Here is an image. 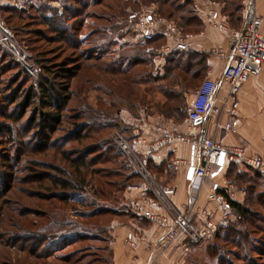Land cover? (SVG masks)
Segmentation results:
<instances>
[{"label": "rangeland", "instance_id": "1", "mask_svg": "<svg viewBox=\"0 0 264 264\" xmlns=\"http://www.w3.org/2000/svg\"><path fill=\"white\" fill-rule=\"evenodd\" d=\"M33 1L21 0V2H17L14 7L16 10L12 16L9 14L1 16L0 14V25L7 29L12 41L26 56L27 62L26 66L23 65L6 47L0 45V264H64V262L55 260L53 256L73 257L70 264L75 261L76 264H110L112 262L110 246L113 242L110 227L115 222L120 224L131 223L132 218L130 214L117 216L120 215L118 211L121 210V204L124 203L122 202L124 194L122 196V193H115V190L109 188L106 183L123 180L128 176H125L128 171L122 160L114 161L110 159L111 161L109 160L108 163L100 157L98 160L100 165L96 167L97 169L91 163L89 167L90 170H98L99 175L91 174L92 177H90L91 171L81 164L84 161L82 158L85 157L84 152L86 149L98 144L102 152L106 153L109 137L112 138L114 145L118 147L117 141L125 134L120 132L119 128L115 129L116 132L102 130L97 137L82 141L74 140L75 135L71 134L75 131L80 134L84 128L87 129L82 131L83 134L89 132L88 129L92 122L90 118H85L86 116L94 118V114L116 112L119 107L121 108L119 118L114 116L113 119L109 120L118 123L117 120L119 119L124 128L128 127L130 130L132 128L131 124L142 116L146 117L147 121L157 116L162 117L164 122L173 120L171 114L167 111L162 112L163 114L150 111V114H148L141 107L131 110L127 105L119 107L116 105V102H121V100L128 104L129 100L141 101L142 97L146 98V96L148 97L147 101L151 97L154 98L155 103L163 101V96L155 89L157 85L166 86L170 91L175 89L183 96L184 102L187 104L185 117L180 121H171L173 124L186 122L188 104L195 90L206 79V74L199 79H193L195 70L190 71V74L176 71L175 74L186 76L185 83L178 78L179 84L176 86V80L173 79L161 83H158V81L150 85L153 90L150 89L152 92L147 93L145 92L146 87L136 83L137 76L135 73L112 74L113 63L119 61L121 63L122 61L119 58L129 57L132 50H139L138 53L147 52L151 59L150 63L147 58L148 61L146 64L144 63V67H137L140 68L137 73H144L146 67H148L156 75L155 79L161 80L159 78L165 74L167 67L170 66L169 59L178 53L172 51L175 48V41L181 37L192 45L191 40L195 36L194 33L198 32L199 28L184 24L187 18L192 17V10H195L196 6L206 8L205 10H218V6H222L225 2L228 5L226 13H230L233 7L239 5V0H173L178 6L189 2L183 10H177L169 6L160 7L158 4L145 3L143 0H71L68 5L70 13L76 14L77 18L69 20L71 23L70 30L74 32L73 41L70 42V45L77 48L67 46L61 40L55 39V35L37 22L39 16L32 10ZM60 1L64 4V0ZM94 2L95 4L92 5ZM86 5L87 7L84 8ZM44 12L49 11L44 9ZM121 12L124 13V21H121L124 28L114 33L118 37L113 40L102 37L99 30L103 26L120 20V17L117 19L116 17ZM147 13L152 15L153 20L157 23V33L162 37L158 40L155 38L154 40H157L155 43L144 48L145 46L140 44L146 41L140 36L139 31L142 28L141 17ZM221 17V21L228 24L223 14H221ZM8 18L11 21L7 23L6 19L8 20ZM130 18L134 19L135 28L130 33H125L126 23L129 25ZM236 18H233L234 21H236ZM107 21L110 23L108 24ZM235 26H238V24H235ZM41 36L43 37L41 38ZM137 43L139 45L131 49ZM5 44L8 46L9 41H6ZM100 47L104 48L103 53L97 49ZM165 49L166 52L164 53L163 50ZM2 51L8 55L3 54ZM82 64L84 66L81 68ZM91 65H95L97 68H88ZM43 66L49 69L51 72L49 75L41 70ZM59 72L63 74L60 77L58 76ZM44 79L48 80V82L46 81L47 84L54 85L56 90L62 94L61 101L58 100L57 102L60 107H55L56 111L54 110V112L61 114L63 121L66 122L54 136L59 138L60 141L64 136H69L67 146L65 148L58 147L59 150L65 152L69 162L63 160L62 154L55 150L48 152L41 150L39 152L44 147L40 135L43 133V129L40 127H36V132L27 134L26 123L31 117L32 110L30 109L26 115L23 114L21 104L24 97L22 92L31 85L38 86L39 82ZM127 79H131V82H128ZM18 88L20 91H18ZM127 91L133 92L132 98L128 97ZM65 98L71 99L67 102ZM138 98L139 100H136ZM176 100L177 102L172 101L170 104L175 106L180 102L178 99ZM40 103V100L34 102L37 107H40ZM9 115L12 116L13 121L6 119ZM78 116L80 117L78 118ZM19 119L21 120L19 121ZM97 124L104 126V122H98ZM122 124L121 128L123 127ZM7 129H13L19 134L16 137L20 145L18 150L21 155L26 152L24 150L30 148L32 143H34L36 150L35 154L22 156V163L12 169H9L6 157L8 155L13 156V149L17 147L15 145L12 149L13 145L8 141L10 136ZM129 136L131 137V132ZM90 153L91 157L89 158L91 160L98 155L96 148ZM248 153L250 152L248 151ZM123 155L134 172L137 171L136 168H142L139 164H143V159L138 154L126 155L123 153ZM89 158L88 160H90ZM44 161L57 166L62 172L58 175L53 174L54 177L77 188L68 191L69 198L67 202L47 200L48 197L45 195L52 193V190L48 191L50 178L47 175L51 170L38 168L31 163L37 162L38 164ZM73 164L81 169L80 173L75 170V166L72 167ZM26 165L29 167H25ZM184 168L186 170V167ZM108 172L111 175H108ZM151 174L153 177L152 182L154 181L156 186L162 188L164 185L158 182L160 180L157 181L158 176L154 175L153 172ZM83 175L87 177L85 182L81 179ZM140 180L143 183L151 181L143 178H140ZM234 183L237 186H243L247 191L249 190L245 196V205L249 206L252 216L238 219L234 213H230L228 223L222 228L234 225L232 229L235 234L231 238L228 237L227 241H223L222 236L225 234L222 231L219 238L214 236L211 237V240H205L197 245L190 246L188 255L182 256L180 254L179 261L183 259L182 264H220V262L222 264H264V187L260 186L259 181L251 171L248 173L246 180ZM39 186H44L43 191L38 189ZM98 191H103L105 195L102 196ZM204 191L206 190H201L199 194L198 208L205 210L209 208L200 206V199ZM40 194L45 195H43V198H39ZM257 195H259L258 200L255 201L253 197ZM106 208H111V213L88 217L92 212H98L100 209ZM202 223V221L195 223V228L200 229ZM151 225L157 229L155 224ZM204 229L208 230L207 228ZM198 232L201 234L203 229ZM35 235H39L42 239V244L39 246H43L35 248V251L41 254L42 259L29 260L27 254H18L17 252L21 247L26 248L28 252L32 246V241L25 238H32ZM81 236H85L88 240L68 246L70 242ZM126 245L131 253L135 252V248H131L127 240ZM149 246H151V243ZM177 246L178 243L169 251L167 264L174 261L176 253H184ZM135 247L137 249V243H135ZM208 247L218 248L219 258L209 260L206 255ZM50 255H52L51 258ZM82 258H84L82 262L77 261L82 260Z\"/></svg>", "mask_w": 264, "mask_h": 264}, {"label": "built area", "instance_id": "2", "mask_svg": "<svg viewBox=\"0 0 264 264\" xmlns=\"http://www.w3.org/2000/svg\"><path fill=\"white\" fill-rule=\"evenodd\" d=\"M195 8L197 9L198 6ZM207 14L214 27L229 36L233 47V58L224 70L221 81L206 78L193 93L186 110L187 131L179 133L176 124L173 122L164 124L163 118L157 116L154 118V132L157 138L149 140L146 137V132L150 129L151 123L149 124L150 121L142 116L131 124V139L128 140L123 136L117 141L120 150L126 155H134L135 147L155 153L173 144L188 146V160L178 159L175 161L176 166L186 167L185 176L190 184L189 201L183 209L169 210L165 201V198L169 199L176 195L175 187H158L150 183L153 177L148 166L143 163L139 164L142 168L135 167L141 178L151 180L147 182V191L151 195L143 196L140 204L135 206L134 211L142 215L151 224H155L159 233L157 241L147 247L149 257L146 264H165V260L169 259V251L177 243V247L184 251L182 256H185L188 254L190 246L211 240L216 236L217 231L228 223L231 208L226 199V187L221 183V180H223L231 164H238L264 175V160L262 158L249 154L240 145L228 147L219 144L197 123L208 120L213 114L223 82L229 86L227 103L235 104L241 89L250 80L259 77L262 73L264 35L262 33V20L257 12V0H240L241 25L236 30L230 29L225 21H221L222 17L219 10L207 9ZM141 19L140 36L145 41H153L159 34L156 28L157 23L148 13L142 15ZM126 26V31L130 33L135 28L134 19L130 18L129 25L127 23ZM0 33L2 34L0 45L6 47L17 60L26 66V56L12 41L7 29L1 25ZM6 41H9L8 46L5 44ZM174 47L173 52H184L189 50L191 45L187 40L180 37L175 41ZM163 52L165 53L166 49ZM217 127L220 128L219 123H217ZM224 129L232 131L233 127L226 124ZM205 187L210 191L211 201L221 208L222 212L198 208L199 194ZM161 208L165 210V213L156 211ZM201 221L203 222L202 227L196 229L195 223ZM202 229L203 232L200 234L198 231ZM135 241V235L129 233L127 242L133 249L135 248ZM182 261L173 264H182Z\"/></svg>", "mask_w": 264, "mask_h": 264}, {"label": "trees", "instance_id": "3", "mask_svg": "<svg viewBox=\"0 0 264 264\" xmlns=\"http://www.w3.org/2000/svg\"><path fill=\"white\" fill-rule=\"evenodd\" d=\"M40 1L42 3L39 7L32 5L33 12L35 11V14L39 16V18H37L38 19L37 22L40 23L42 26H44L48 31H50L51 34L55 35V37H54L55 39L61 40L67 46L70 45L71 44L70 42L73 41L72 38L74 36V32H71V30H70L69 26L71 25V23L69 22V20L77 18L76 14L70 13L71 11H70V8L68 5L71 3V0H64V4L60 0H53L54 2H57L59 4V8H56V9L53 7H50L47 4L48 0H40ZM72 1H75V0H72ZM143 1L145 3H149V4H156V5L158 4L160 7L169 6L172 8H176L177 10H183L184 7H186L185 5L189 4V2H186L185 5L180 4L178 6L176 4V2L173 0H143ZM94 4H95V2L92 3V5H94ZM86 7H87V5L84 6V8H86ZM44 9H46L49 12H44ZM15 10H16L15 8H2V9H0V14H1V16H3V14H9L12 16L14 14ZM238 11H239V6H235V7H233L232 11L230 12V14H231L230 17L231 18L237 17L236 18L237 21H239ZM69 13H70V15H69ZM48 14L50 15L49 17H47ZM117 18H119L120 20H116L113 23H110L107 21V23L108 24L110 23V24L103 26V28H101V30H99V34L102 37H106V38L108 37L111 40L116 39L118 37V36H115L114 33L117 30H119V29L121 30L124 28V26H123L124 24H123V22H121V21H124L123 20L124 19V13L123 12L119 13L118 16L116 17V19ZM181 20H183V19H181ZM6 21L8 23L11 21V19L8 18V20L6 19ZM57 21L59 22L58 24L56 23ZM239 28H237V29H239ZM125 33H128V32L125 30ZM42 37L43 36H41V38ZM87 38H88V36H87ZM87 38H86V41H87ZM157 40H154L151 42L150 41L141 42L140 45H144L145 46L144 48H147L149 46V44H153ZM138 45L139 44L137 43L136 46L132 47L131 49H134ZM99 46H101V45H99ZM71 47L77 48L76 46H71ZM97 49L102 51L104 48L100 47ZM138 51L139 50H132L129 54V57H124V58L120 57L119 59L122 62L120 63V61H119L118 63L117 62L113 63V66H112L113 69H111L112 70L111 72H113L112 74H119V75H125L127 73H135V75L137 76V78H136L137 82L136 83L142 84L144 87H146L145 92H147V93H151L152 92L151 90H153V87L150 85H153L158 81H159L158 83H161L162 81H168L170 79H173V80H176L175 86L177 84H179L178 83L179 80L181 82L185 83L186 82V76L182 75V74H175L176 71H181L182 73L190 74V71L195 70L196 72L193 76V79H199L200 77H202V75L206 74L207 65H206L205 56H203L201 54L191 53V52H178L175 54V56L173 58L169 59V65L170 66L167 67L165 74L161 78H159L161 80H157V79H155L156 75L148 67H146V71L144 73H137L138 69H140L137 67H139V66L144 67V63L146 64L148 59H149V63H150V60H151L147 52L146 53L145 52L144 53L143 52L138 53ZM2 52H4V51H2ZM101 53H103V51ZM3 54L8 55L6 52H4ZM85 58H86V56H85ZM83 66H84V64L81 65V68ZM95 67L97 68V66H95V65L88 66V68H90V69H94ZM41 70L47 72L48 75H49V73H51L49 71V69L47 67L45 68L44 66L42 67ZM61 71H63V70H61ZM61 75H63V74H61V72H59L58 76L60 77ZM127 80H128V82H131V79H127ZM46 81L48 82V80H46V79L41 80L39 82L38 86L31 85L29 88H27L25 91L22 92V95L24 97L23 102L21 104L22 105V107H21L22 111H24L23 114L26 115L30 109L32 110L31 117H30L29 121L26 123L27 134L36 132V127H40L41 129H43V133H41L40 135H41V139L44 143L43 144L44 147L42 146L43 148H41L39 150V152H41V150H44L47 152L50 150H55V151L60 152L62 154L63 160L69 162L68 157L65 156L66 155L65 152L62 150H59V148H58L60 146H62L63 148H65L67 146V140H68L69 136L68 137L64 136V138H62V141H60L59 138H55V136H54L63 127L62 125H65V122H66V121H63V116L61 114H58V112H54L55 107H60L59 106L60 104L57 102H58V100L61 101L62 94L56 90L54 85L47 84ZM132 82H134V81L132 80ZM155 89L157 90V92H159L163 96V98H164L163 101H159V102L155 103L156 101L152 97H151V99H149V101H147L148 97L146 96V98L142 97L141 101H130L129 100L128 104L124 103L121 99H119V100H121V102H116V105L118 107L122 106V105H127V107L128 108L130 107L131 110H136V109H139V107H141L144 109L143 111L145 113H148V114H150V111L151 112L155 111L159 114L160 113L163 114L162 112L167 111L168 113L171 114V118H173V120H175V121H180V120L184 119L185 108H186L187 104L184 102L183 96H181V94L178 91H176L175 89L170 91L169 88L166 86L157 85ZM18 91H20L19 88H18ZM132 94H133V92L127 91V95L129 98L133 97ZM38 96L40 99L38 98ZM165 96H166V99H165ZM70 99L71 98H65V100L67 102L70 101ZM176 99H178L180 101L178 104H175V106L170 104V102H172V101L177 102ZM39 100L41 102L40 107H37L34 104V102L35 101L39 102ZM136 100H139V98ZM120 112H121V108L119 107V109H117L116 112H109V113H103V114H98V115L94 114L93 115L94 118H91L92 116H86L85 118H90V120L92 122L91 125L89 124L90 125V127L88 129L89 132H87L86 134H83L82 131L87 129V128H84L80 132V134L77 133L78 131H75L71 135H73V136L75 135L74 140L82 141V140L92 139L93 137H97L98 135L101 134L102 130L103 131L104 130L115 131V129L119 128V131L122 132L123 134H125L124 137H126V139L129 140V139H131L129 134L131 132V136H132V130H130L128 127L124 128L123 124L121 123V121L119 119L117 120V121H119L118 123H115V122L109 120V119H113L114 116L116 118H119ZM39 117H40V119H39ZM79 117L80 116H78V118ZM78 118H76V119L78 120ZM6 119L13 121V118L11 115L7 116ZM20 120L21 119H19V121ZM98 122L99 123L104 122V126L102 127L101 124H97ZM121 124L123 126L122 128H121ZM7 130L9 132V136H10V138H8V141H9V143H11L13 145L12 149L14 148L15 145L17 147L15 149H13V151H14L13 156L8 155L6 157L8 160L9 169H12L13 167H15V168L18 167L20 165V163H22V161H23L22 156L25 157L26 154H35L36 150H35V145H33L34 143H32V145L30 144V148H28V150H24L26 152L21 155L19 153V150H18L19 149L18 147L20 145H19L17 137H16V136H19V134L17 132L13 131V129H7ZM109 139L110 140H108L109 143H108V149H107L106 153L102 152V149L100 146H98V144H97V146H96V144H94L93 145L94 147L92 146V147L86 149L84 152L85 157L82 158V159H84V161L82 162L81 165L82 166L84 165L87 168V170H90L91 169V168H89L90 163L93 165V167H95V169H97L96 167L98 165H100V161H98L100 159V157H102L108 163L111 161L110 159H113L114 161L122 160L124 167H126V170L128 171L125 174V176L126 175H128V176L126 178H124L123 180H120L117 182L109 181L106 184L109 186V188H113L115 190V193H122V196H123V194L125 193V191L128 188L136 187L137 185L140 184V182H141L140 178L141 177L136 172H134L133 168L131 167V165L126 160L125 156L123 155V152H121L119 146L117 147L114 145L111 137H109ZM2 145L3 144L1 143V146ZM95 148L97 149L98 155L96 156V158L91 160L89 158V157H91L89 154H91L90 152L94 151ZM12 149H11V151H12ZM99 155H102V156H99ZM105 155H107V156H105ZM88 158L90 160H88ZM96 161H98V162H96ZM31 163L33 166L36 165L38 168H42V169L45 168L46 170H49V171L51 170V172L47 173V175L50 178V182H49L50 186H48V191L52 190V193L50 195L40 194L39 198H43L44 197L43 195H45L46 197H48L47 200H58L61 203L67 202V200L69 198L68 191L76 190L77 188L72 186L70 183H68L66 181H61V180H59L53 176V174L54 175L62 174L60 169L57 166L52 165L51 163L46 162V161L40 162L38 164H37V162L36 163L31 162ZM74 163L76 164L75 161H74ZM75 164H73L72 167H74ZM28 165H26L25 167H29ZM74 168L78 173H80V171H81L80 168H77L76 166ZM153 169H154V171H153ZM149 170L153 173H155L156 171H158L160 173L162 172L161 168H156L155 166H152V164L149 166ZM90 171H91V173L89 174L90 177H92L91 174H94L95 176L99 175L98 170L92 169ZM107 174L111 175L110 172H108ZM247 177H248V174H246V175L245 174H239L235 170L234 174L230 176V179L234 183L237 181L241 182L243 180H246ZM86 178H87L86 175L81 176V179L83 180V182L86 181ZM234 184H236V183H234ZM38 189L43 191L44 186H41V187L39 186ZM64 192L65 193L67 192V193L62 194ZM98 192H100L102 196L105 195V193L103 191H98ZM248 192H249V190H248ZM258 197H259V195H257L256 197H253V198L256 201V200H258ZM226 199L228 201L230 208L232 209V212L235 214V216L238 219H240L241 217H243L245 219V218H249L250 216H252L251 212L249 211L248 205H240V204L230 200L227 196H226ZM122 202H124V198L122 199ZM111 210H112L111 208H106V209H102V210L100 209V211H98V212H92L90 214V216H88V217L108 213ZM114 210H116V209H114ZM125 210H126V206L123 203V204H121V210L118 211L120 215H117V216H121V214H124ZM233 226L234 225H230L229 227L227 226V227L222 228V229L220 228L217 231L216 238H219V234L221 235L220 232L223 231V233L225 235L222 236V240L227 241L228 237L231 238L235 234L233 232L234 230L232 229ZM52 235H54V234H52ZM25 239L32 241V246L29 248L28 252L26 251V248L21 247L17 253L18 254H27L29 260H31V259H34V260L42 259V257H40L41 254H39V252L37 253L35 251V248H37V247L40 248L43 246V245L39 246L40 244H42L41 237L39 235H35L32 238L30 237V238H25ZM86 240H88V239L85 238V236H81L80 238H76L75 240L70 242L68 246L70 247L76 243L84 242ZM20 242H21V237H20ZM219 253L220 252H219L218 248L208 247L206 250V255L208 256L209 260L213 259V258L214 259L219 258ZM49 257L51 258L52 255H50ZM53 257L55 258V260H57L59 262H64V264L72 263V258H73V257H69V256H67V257L66 256H60V257L59 256H56V257L53 256ZM20 258L22 259V257H20ZM24 259H26V258H24ZM83 259L84 258H82V260H77V261L82 262ZM8 263H10V262H8ZM10 264H15V263H10ZM73 264H76V261L73 262ZM110 264H112V262ZM220 264H222V263L220 262Z\"/></svg>", "mask_w": 264, "mask_h": 264}, {"label": "crops", "instance_id": "4", "mask_svg": "<svg viewBox=\"0 0 264 264\" xmlns=\"http://www.w3.org/2000/svg\"><path fill=\"white\" fill-rule=\"evenodd\" d=\"M19 1L21 2V0H0V9L14 8ZM41 3L40 0L33 1V5L37 7H39ZM47 4L55 9L59 8V4L53 0H48ZM227 6V3L224 2V4L218 6L217 9L228 21L227 25L230 29L236 30L241 25L240 0L238 5L239 21H234V19L230 17L231 14L226 13ZM257 12L262 20V33L264 35V0H257ZM191 15L192 17L187 18L186 21L184 20L185 22L183 21L184 24L188 26L192 25L199 29L198 32L194 33L195 36L191 40L192 45L190 49L184 52L205 56L207 65L205 78L221 81L224 70L233 58L231 40L229 36L214 27L207 14V10L204 8L198 7L195 10L193 9ZM49 16L48 14L47 17ZM235 24H238V26H235ZM1 35L0 33V36ZM161 37V35H158L156 38L160 39ZM228 93L229 86L227 83L223 82L213 114L208 120L201 122L202 124L199 123L201 128H203L208 135L213 136L219 144L228 147L240 145L248 150L250 152L249 154L258 156L264 160V66L261 75L250 80L241 89L235 104L227 103L226 99ZM170 122L172 121H165L164 124H169ZM217 123L220 124V128L217 127ZM149 124L151 126L146 132V137L149 140H154L157 138L154 132V118L150 120ZM175 124L178 127L179 133H185L187 131L188 124L186 122L183 124ZM226 124L232 125L233 130H225L224 127ZM134 151L143 159L142 163L148 166V168L151 164L156 168H161V173L158 171L155 172L156 174L154 173V175L158 176L157 181L160 180L158 181L160 184L176 188V195L174 197L169 199L165 198L169 206L168 209H183L189 201L190 184L186 180L185 168L176 166L175 161L178 159L188 160V146L185 144H173L155 153L144 151L138 147H135ZM235 170L239 174L245 175L250 171L253 172V175L256 176L261 187H264V175L238 164H231L228 167L223 180H221V183L226 187V196L233 202L245 205V196L248 194L247 189L243 188V186H237L230 179V176L234 174ZM152 183L154 185L156 184L154 181ZM147 189V183L140 182L139 185L128 188L124 193V205L126 206L124 214H130L132 222L127 224L115 222L110 227V233L111 236H113V242L110 246L112 264H146L149 257L147 247L150 243L156 242L159 237L157 229L142 215L134 211L135 206L140 204V200L143 196L151 195V193H148ZM204 189L206 191L202 192L200 206H207L209 210L217 209L222 212V209L211 201L209 189ZM156 211L165 213L163 208L157 209ZM230 213L233 214L232 209H230ZM129 233L135 235V243H137V249L135 247V252L132 253L126 245ZM180 254L182 253H176L174 261L169 264L178 263ZM182 260L183 259L180 261ZM168 261L169 259H166L165 264H167Z\"/></svg>", "mask_w": 264, "mask_h": 264}, {"label": "water", "instance_id": "5", "mask_svg": "<svg viewBox=\"0 0 264 264\" xmlns=\"http://www.w3.org/2000/svg\"><path fill=\"white\" fill-rule=\"evenodd\" d=\"M197 123H200V121H198Z\"/></svg>", "mask_w": 264, "mask_h": 264}]
</instances>
